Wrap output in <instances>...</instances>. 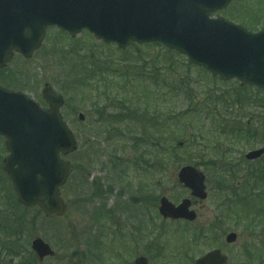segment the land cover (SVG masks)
I'll use <instances>...</instances> for the list:
<instances>
[{"label":"rangeland","instance_id":"rangeland-1","mask_svg":"<svg viewBox=\"0 0 264 264\" xmlns=\"http://www.w3.org/2000/svg\"><path fill=\"white\" fill-rule=\"evenodd\" d=\"M263 13L264 0H235L218 12L252 29L263 24ZM57 29L47 28L42 45L31 58L14 55L2 69L0 81L4 84V80L15 79L20 83L19 90L39 102L45 83L63 95L62 114L77 141V150L66 156L71 172L60 188L66 210L60 216L46 218L36 208L17 203L3 171L2 158L6 152L0 137V264L29 259L30 241L35 236L55 251V256L42 264H127V261L129 264L138 255L148 257L150 264H193L198 251L203 253L214 247L228 255L227 264H264V241L260 240L264 239V214L256 212V209L264 211V193L262 189L259 191L263 185H258L264 180V177L259 179L264 175V154L255 161L244 158L248 151L264 148L263 141L253 137V131L260 134L264 131V92L252 87L241 89L243 86L236 79L223 82L213 78L205 70L187 65L184 55L168 51L160 44L136 43L120 53L115 44H105L86 30L69 37ZM119 55L128 57L127 64L119 63V71L113 75L104 65L111 66V62L115 65ZM95 66L104 73L97 71L91 84L83 85L84 77L92 69L95 71ZM126 78L131 79L125 81ZM187 78L188 85L181 84L177 92L179 81ZM143 79L155 95L142 96ZM162 79L166 80L167 89L159 87ZM206 91L221 92L230 99L228 102L238 95L240 104L225 110L229 113L226 123L228 127H239L247 122L244 128L253 134L245 137L238 131L231 133L228 128L218 132L222 111L218 107L207 111L201 106ZM129 97L140 99L137 103L147 102L151 114L147 130L140 127L142 120L137 118L134 121L138 123L111 118L110 114H117L113 110H120L119 100ZM186 109L189 112L179 120L177 115ZM163 121L168 126L157 144L153 140L154 132ZM178 142L180 148L175 149ZM213 147L224 150L233 162L226 167L233 170L228 192L214 190L219 180L212 170L219 169L212 164L214 158L209 154ZM173 152L185 160L180 158L184 164H197L202 171L206 168L204 172H210L206 174L207 197L193 204L197 218L191 225L162 221L157 215L159 196H166L174 203L189 197L188 190L177 180L179 166L174 161L178 158ZM237 197L240 200L247 197L250 204L240 202L239 209L231 206ZM224 202H227L225 207L220 205ZM230 214L237 217H226ZM150 220L167 231L157 237L156 248L151 242L156 229ZM183 227L208 228V238L193 245L191 236L184 239V235L175 234V229ZM229 231L237 233L232 244L224 242Z\"/></svg>","mask_w":264,"mask_h":264},{"label":"water","instance_id":"water-1","mask_svg":"<svg viewBox=\"0 0 264 264\" xmlns=\"http://www.w3.org/2000/svg\"><path fill=\"white\" fill-rule=\"evenodd\" d=\"M230 0H0V68L14 52L29 58L43 40L48 25H56L74 36L83 28L98 39L115 42L124 48L129 41H158L185 54L221 80L236 78L242 85L264 88V26L251 32L221 16L210 13L225 7ZM48 107L19 91L0 86V135L5 138L8 155L4 171L9 176L17 200L25 206L38 205L48 217L59 215L65 203L59 187L70 170L67 155L76 149L73 132L62 119L59 108L63 98L47 84L41 91ZM79 119L83 115L79 114ZM263 149L250 151L247 159L261 155ZM178 179L191 194L205 198L204 176L186 165ZM189 199L175 206L160 199L163 217L193 220ZM236 235L229 233L227 242ZM31 248L42 260L54 252L41 238ZM226 256L213 250L195 264H224ZM75 264V263H71ZM134 264H148L138 257Z\"/></svg>","mask_w":264,"mask_h":264},{"label":"trees","instance_id":"trees-1","mask_svg":"<svg viewBox=\"0 0 264 264\" xmlns=\"http://www.w3.org/2000/svg\"><path fill=\"white\" fill-rule=\"evenodd\" d=\"M139 49L137 48V49H135V52L134 53H137V51H138ZM121 53H123V52H121ZM127 58L128 57H126V56H122V55H119V57H118V59H117V61H118V63H115V65H112V62L111 61H109V59H108V64H109V62H111V66H109V65H107V64H105L104 66L106 67V69H108V72H111V73H113V75H116L117 73V71H119V68H118V64L119 63H121L122 65H124V64H127L126 63V61H127ZM166 58H168V57H166ZM186 64L187 65H191V63H189V61H187L186 62ZM92 67H94V66H92ZM96 67V66H95ZM98 70H97V69ZM96 68H94L95 69V71L93 72V71H90L87 75H86V77H84V80H85V82H84V84L83 85H86V84H88V83H90L91 84V82L95 79V73L98 71V72H101V73H104V71H99V70H101L102 68L101 67H96ZM93 70V69H92ZM3 70H0V73L2 72ZM133 76V75H132ZM183 77H187V75H184ZM86 78V79H85ZM131 79V78H130ZM130 79H125V81H130ZM4 80V79H3ZM88 80V81H87ZM159 80V78H157V81ZM168 80V79H167ZM180 80V79H179ZM187 80H189V78H187L186 79V81H183V80H180L179 81V84H178V86H176L175 88H176V90H177V92H178V89H179V87L181 86V84L183 85V86H187L188 85V81ZM156 81V80H155ZM19 82H21V81H19ZM73 82H76L77 83V80H75V81H73ZM185 82V83H184ZM82 83V82H81ZM80 83V84H81ZM165 83H166V80L165 79H162V84L161 85H159V87H161L162 89H165L166 88V86H165ZM18 84H20V83H18V82H16L15 81V79H12V80H8V81H5L4 80V85H6V86H9V87H13V88H18ZM158 86V85H157ZM141 87H142V96L143 97H148V96H152V95H154L153 93H151V92H154L153 91V89H151L149 86H147V83L145 82V80L143 79L142 80V85H141ZM174 87V86H173ZM247 87H249V86H243V87H240L241 89H245V88H247ZM157 89H158V87L155 89L156 90V92H157ZM167 89V88H166ZM170 89V88H169ZM256 91H261V90H256ZM261 92H264L263 90L261 91ZM135 95H137V96H141V94H139V93H134ZM248 99H249V96H247V95H245ZM145 99V98H144ZM130 100V101H129ZM136 100H138V99H136L135 97L134 98H128V99H126V98H123V99H120L119 100V108H120V110H113V111H116L115 113H117V114H115V115H112V114H110V116H111V118L113 119V121H118V122H120V121H124L125 119H127V120H129V121H131V120H133L134 121V118H137V119H139V120H142V121H140L139 122V124H140V127H142V129L143 130H147V128H148V125H149V120H148V118H149V116L151 115L150 113H149V107H148V105H147V102L146 101H143V100H141V102L140 103H137L136 102ZM140 100V99H139ZM138 100V101H139ZM230 99H226V97H224V95L221 93V92H211V91H206V92H204L203 93V99H201V102L202 103H200L201 104V106L202 107H204V109L205 110H209V108H214V107H218V108H220L221 109V119H220V123L219 124H217L218 126H219V128L221 129V131H223V130H225L226 128H228L229 130H230V132H235V131H238L239 133H244L245 131H246V129L244 128L248 123L247 122H245L244 123V125H242V126H239V127H235L236 125H232L231 127H228V125H227V121H228V119H226V117H229V113H225V110H226V108L227 107H229V106H231V105H235V104H240V102H239V97H238V95H235L234 96V98L232 99V101L231 102H228ZM252 100H253V97H252ZM130 102V103H129ZM127 103H129V105L127 104ZM195 108H199V106H195ZM191 109V108H190ZM153 110L155 111L156 109H154L153 108ZM205 110H202V112H204V114H206L207 112L205 111ZM135 112H138L139 114H136ZM189 111H188V109H186L185 111H183L182 113H180V114H178L177 115V118H180L181 117V115H183V114H187ZM132 115H134V116H136V117H132ZM212 115H214V114H212ZM189 117H190V115H189ZM152 118H154V116L152 115ZM214 118H216V116L214 117ZM150 119V118H149ZM182 118H180L179 120H181ZM160 123V122H159ZM174 124H171V126H173ZM167 126H168V124H167V121H163V122H161V124H159V128H158V131L157 132H154V135H155V138L156 139H153L157 144H159V141H158V138H161V137H163V135H164V133L166 132V128H167ZM181 126H183V124H181L179 127H181ZM179 127H177V129L179 130V129H181V128H179ZM245 131H244V130ZM147 132V131H146ZM254 132V136L253 137H256V136H259L258 138V140L259 141H263L262 143H264V131L260 134V133H257V132H255V131H253ZM253 132L252 131H249V133L250 134H253ZM245 133H247V131L245 132ZM174 147H175V149L177 148V149H179L180 148V145H179V142L178 143H175L174 144ZM212 152H210L209 154H210V156L211 157H213L214 158V161L212 162V164H216L215 166H217V169H219L220 171H223L224 170V167H225V165H224V162H227V163H232L231 161H227V157H226V153L224 152V150H220V149H217V148H215V147H213L212 148ZM174 151V150H173ZM174 157H177L178 158V160L176 159L175 161H174V163L176 162V164L177 165H179L180 163H182L181 161H180V158H181V160H184L180 155H178L177 153H174L173 152V154H172ZM183 156V155H182ZM185 161V160H184ZM218 162V163H217ZM196 166L197 167H199L197 164H196ZM216 169V168H215ZM214 169V170H215ZM203 170L204 171H206V168H203ZM22 264H26V263H22ZM30 264V263H29Z\"/></svg>","mask_w":264,"mask_h":264}]
</instances>
